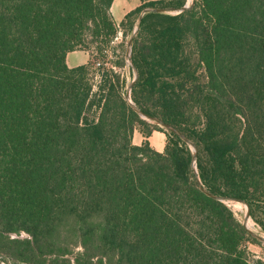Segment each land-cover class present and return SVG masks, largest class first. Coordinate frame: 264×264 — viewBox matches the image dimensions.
Returning a JSON list of instances; mask_svg holds the SVG:
<instances>
[{"label": "trees", "instance_id": "16d2710c", "mask_svg": "<svg viewBox=\"0 0 264 264\" xmlns=\"http://www.w3.org/2000/svg\"><path fill=\"white\" fill-rule=\"evenodd\" d=\"M112 2L0 0V254L15 264H69V253L76 264H264L232 208L201 189L247 203L264 231V0H140L121 21L132 30L145 8L188 3L143 14L130 98L194 143L195 168L189 144L124 98L116 71L95 91L90 61L66 63L111 42ZM153 130L166 135L162 152Z\"/></svg>", "mask_w": 264, "mask_h": 264}, {"label": "rangeland", "instance_id": "374dc122", "mask_svg": "<svg viewBox=\"0 0 264 264\" xmlns=\"http://www.w3.org/2000/svg\"><path fill=\"white\" fill-rule=\"evenodd\" d=\"M132 2L133 0H125V1L122 0V3L124 6L127 5L128 3L132 4ZM189 2L190 0H188V3ZM139 3H140V0L138 1V4ZM120 25H121V21L118 25H116V29H117L116 34L108 45L100 44L99 42H97L98 46L101 45L102 47L100 50H98L97 44L92 43V46L90 49L92 52L90 51L89 53L88 51L89 61L91 63L89 67L88 77L90 78V81L93 84V89L96 91L101 77L109 73L108 70L110 71V69H113L119 74V77L123 80L122 91L124 93V98H125L127 91H128V87L131 84L134 78V74H135L133 68L131 67L130 60H129L127 53H128V42L134 33L136 25L134 26L132 30L127 27L122 28V26ZM120 58H123L124 60L123 66L115 65L113 61H115L116 59H120ZM97 63H99V65ZM97 113H98V107L94 106L91 109V112L89 113V115L92 117H95ZM150 123H153V122H150ZM139 136L140 134H136L135 139H137ZM226 204L229 206L228 202ZM242 206H243V211H235L231 206H229L230 208H232L236 218L240 221L241 224L243 223L245 212H246V206L245 205H242ZM255 225L260 231L259 235L264 237V231L256 223ZM25 235L26 233L21 234V236H25ZM12 236L14 237L15 234H13ZM246 246L252 258H261L264 260V242H260V241H258L257 243L247 242ZM78 247L80 248V246ZM69 255L70 253L67 254L66 256H60V259H63V260L68 259L69 264H76V261L74 259L75 257H73V255L71 256ZM60 262L63 263V261H60ZM0 264H15V263H12L4 255L0 254Z\"/></svg>", "mask_w": 264, "mask_h": 264}, {"label": "water", "instance_id": "95a60500", "mask_svg": "<svg viewBox=\"0 0 264 264\" xmlns=\"http://www.w3.org/2000/svg\"><path fill=\"white\" fill-rule=\"evenodd\" d=\"M189 5L186 4L184 5L182 8H179V9H173V8H166V7H153V8H145L141 11L140 15L138 16V19H137V22H136V26H135V30H134V33L133 35L131 36L129 42H128V57H129V60H130V64L132 63L131 62V59H130V53H131V43H132V37L134 36L135 32L137 31L138 29V25H139V22L143 16L144 13L146 12H180L186 8H188ZM133 67V70H134V78L131 82V84L129 85L128 87V91H127V94L125 96V99L134 107L135 111L139 114V116L145 120H148L150 122H153V123H156L162 127H164L165 129L167 130H170L172 132H174L175 134H177L183 141H185L187 144H189L193 150V167L195 168V160H196V155H197V149H196V146L194 145V143L186 136L184 135L181 131H179L177 128L167 124V123H164L162 120L158 119V118H155V117H151L145 113H143L142 111H140L137 107L134 106L133 102L131 101V98H130V92H131V87L132 85L134 84L135 80L137 79V70L135 69L134 66ZM201 189L209 196L213 197L214 199H217L219 201H222L224 203H227V201H239V202H242L245 206H246V212H245V217H244V220L249 218L250 217V214H249V206L247 203L243 202L242 200H239V199H236V198H232V197H226V196H216V195H213L209 192H207L206 190H204V188L201 187ZM243 227L245 228V230L248 232V234L250 236H252L253 238H255L256 240L260 241V242H263L264 241V237L257 234L256 232H253L251 230H248L245 225H244V222L242 223Z\"/></svg>", "mask_w": 264, "mask_h": 264}, {"label": "crops", "instance_id": "0c3cea01", "mask_svg": "<svg viewBox=\"0 0 264 264\" xmlns=\"http://www.w3.org/2000/svg\"><path fill=\"white\" fill-rule=\"evenodd\" d=\"M125 1V0H123ZM139 0H133L132 4L123 5L122 0H113L112 5L110 7V13L113 17V21L116 25L122 21L127 12L132 10L138 4ZM89 61V53L84 50H74L70 51L66 54V63L69 67H74L77 65H81L87 63ZM140 134V136L135 139V135ZM145 140V137L140 133L139 130L135 129L132 136L133 144L139 145ZM147 140L150 143V146L158 151L162 152L164 150L166 144V135L163 131L153 130L150 136L147 137Z\"/></svg>", "mask_w": 264, "mask_h": 264}, {"label": "bare ground", "instance_id": "6f19581e", "mask_svg": "<svg viewBox=\"0 0 264 264\" xmlns=\"http://www.w3.org/2000/svg\"><path fill=\"white\" fill-rule=\"evenodd\" d=\"M229 203V206H231L235 211H243V206L244 205L242 202L239 201H227ZM243 213V212H242ZM245 227L248 230H251L253 232H256L260 234V231L256 227L255 223L252 221V219L249 217L245 220H243ZM264 242V241H263Z\"/></svg>", "mask_w": 264, "mask_h": 264}, {"label": "built area", "instance_id": "2783aa9c", "mask_svg": "<svg viewBox=\"0 0 264 264\" xmlns=\"http://www.w3.org/2000/svg\"><path fill=\"white\" fill-rule=\"evenodd\" d=\"M97 64L99 65V63H97ZM17 264H26V263L19 262V263H17Z\"/></svg>", "mask_w": 264, "mask_h": 264}]
</instances>
